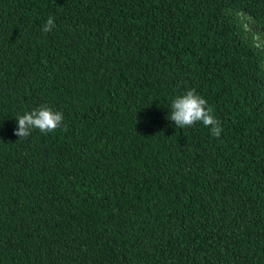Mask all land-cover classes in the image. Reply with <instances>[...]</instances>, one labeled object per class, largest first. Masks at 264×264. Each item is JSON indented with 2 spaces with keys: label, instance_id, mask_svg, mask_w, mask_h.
<instances>
[{
  "label": "trees",
  "instance_id": "16d2710c",
  "mask_svg": "<svg viewBox=\"0 0 264 264\" xmlns=\"http://www.w3.org/2000/svg\"><path fill=\"white\" fill-rule=\"evenodd\" d=\"M0 264H264V0H0Z\"/></svg>",
  "mask_w": 264,
  "mask_h": 264
},
{
  "label": "clouds",
  "instance_id": "9594fccd",
  "mask_svg": "<svg viewBox=\"0 0 264 264\" xmlns=\"http://www.w3.org/2000/svg\"><path fill=\"white\" fill-rule=\"evenodd\" d=\"M54 27V18L50 16L41 30L47 33ZM15 119L17 128L14 130V135L24 139L30 136L33 129H38L44 134L55 132L61 127L64 117L61 111H55L45 104L26 111ZM168 120L173 121L175 126L181 129L201 122L210 129L211 135L216 138H219L223 130L206 99L199 95L195 89H188L183 95L172 100L171 114ZM64 130H67L66 126Z\"/></svg>",
  "mask_w": 264,
  "mask_h": 264
}]
</instances>
